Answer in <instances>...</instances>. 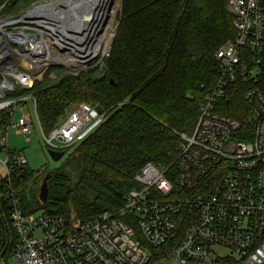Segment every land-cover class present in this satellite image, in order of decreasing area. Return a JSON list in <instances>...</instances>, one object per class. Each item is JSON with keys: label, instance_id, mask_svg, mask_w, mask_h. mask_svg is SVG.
Wrapping results in <instances>:
<instances>
[{"label": "built area", "instance_id": "built-area-1", "mask_svg": "<svg viewBox=\"0 0 264 264\" xmlns=\"http://www.w3.org/2000/svg\"><path fill=\"white\" fill-rule=\"evenodd\" d=\"M46 3L15 18L0 16V113L8 111L12 117L0 136V149L8 154L3 161L6 177L28 164L21 152L14 155L9 147L8 128L17 111L16 132L31 134L36 121L56 151L75 146L103 117L96 105L80 103L45 134L36 99L27 94L9 97L33 87L36 65L43 70L63 67L70 75L81 72L75 62L61 61L68 56L60 53L69 49L62 45L59 29H53L58 26L30 18ZM228 8L235 39L216 52L218 82L199 106L194 131L179 134L174 163H146L122 206L91 220L73 212L26 214L15 200L11 255L16 264H148L151 248L172 240L176 243L165 258L168 264L211 262L226 255L246 264H264V0H229ZM238 77L254 83L245 93L251 107L248 129L215 110ZM220 248L228 253H220ZM8 261L0 255V264Z\"/></svg>", "mask_w": 264, "mask_h": 264}, {"label": "trees", "instance_id": "trees-1", "mask_svg": "<svg viewBox=\"0 0 264 264\" xmlns=\"http://www.w3.org/2000/svg\"><path fill=\"white\" fill-rule=\"evenodd\" d=\"M42 1L0 0V16L18 17ZM228 1L122 0L120 21L100 72L90 68L77 75L59 72L51 77L46 70L32 88L9 94L36 99L45 134L80 103L101 106L104 119L64 151L61 164L51 170L45 204L39 192L47 169L24 165L0 178L2 257L12 253L15 243L11 217L15 200L26 214L73 212L91 220L122 206L146 163L162 167L174 163L179 134L194 131L199 106L218 82L221 67L216 52L235 39ZM253 84L238 77L216 104V112L248 129L251 107L245 93ZM11 119L8 111L0 113V136ZM175 243L151 248L148 264L168 258ZM210 264L246 263L226 255Z\"/></svg>", "mask_w": 264, "mask_h": 264}, {"label": "rangeland", "instance_id": "rangeland-1", "mask_svg": "<svg viewBox=\"0 0 264 264\" xmlns=\"http://www.w3.org/2000/svg\"><path fill=\"white\" fill-rule=\"evenodd\" d=\"M45 1L50 2L51 0H45ZM109 1L110 2H109L108 18L106 19L104 23L103 29L99 33L100 36L98 35V38L102 40L101 41L102 43L101 51L102 52H100V54L98 55L91 57V59L86 61L85 63H79L78 61L73 60V59H70L69 61L70 52L69 50H64L60 53L64 57L68 56L66 59H64V62H68V61L75 62L76 64H78V69H80L81 71H87L90 68L97 69L98 70L97 72H100L102 70L103 60L110 53L111 44L113 41L114 34L116 32L117 26L120 21V13L122 9V0H109ZM27 12L28 11H26L25 13L27 14ZM54 47L56 49L58 48V46H55V44H54ZM36 67L37 68H36V71H34L35 72L34 75H36L37 77L46 71V70H43L45 68L42 65L40 66L36 65ZM49 70L50 72L53 70V72H55L56 74L59 72H65L63 67H54L52 68V70L51 69ZM50 72H49V75H50ZM29 106H30V103H29ZM19 117H20V112L17 111L15 113V116L13 117L12 124L8 128L9 147L11 151L14 152V155L15 153L17 154L18 151L21 152V154H23L27 158V161H28L27 165L31 169H34V170L47 169L49 171V170H52L58 167L61 164V162L54 161L51 158L50 153H49L50 147L48 146V143L46 142L43 136V133L41 129L39 128V125L36 121H35V129L32 131L31 134L25 135V134H19L16 132V128L14 124L18 121ZM94 119L97 120L98 115L94 116ZM103 119H104V116L102 117V120ZM92 130H90L89 132H91ZM54 143H57V141L54 140ZM7 157H8L7 150L0 149V178L5 177L6 175V169L3 164V161ZM42 211L43 210H40V211L37 210L33 213H39ZM219 250H220V253L222 254L228 253V251L224 248H220ZM5 258L9 260L8 262L10 264H16L11 254L10 255L7 254ZM156 264H168V260L164 259V260L157 262ZM187 264H210V262L209 261H193V262H188Z\"/></svg>", "mask_w": 264, "mask_h": 264}, {"label": "bare ground", "instance_id": "bare-ground-1", "mask_svg": "<svg viewBox=\"0 0 264 264\" xmlns=\"http://www.w3.org/2000/svg\"><path fill=\"white\" fill-rule=\"evenodd\" d=\"M109 2V0H51L31 12L30 18H43L45 21H39L46 25L54 22L58 27L53 29H59L63 35L62 45L70 50L69 61L73 59L85 63L102 52V40L98 35L108 18ZM56 60L59 61L58 58ZM61 61L64 62V59Z\"/></svg>", "mask_w": 264, "mask_h": 264}, {"label": "water", "instance_id": "water-1", "mask_svg": "<svg viewBox=\"0 0 264 264\" xmlns=\"http://www.w3.org/2000/svg\"><path fill=\"white\" fill-rule=\"evenodd\" d=\"M46 2H48V1H46ZM95 110L99 114L103 113V108L101 106H99V105L95 106ZM49 153H50L51 158L54 161H59L65 154L64 151H56V150H53V149H50ZM52 176H53V171H51V170L48 171L46 173V175L44 176L41 184H40L39 200L43 204H45L47 202V199H48V195H49V185H48V183L51 180Z\"/></svg>", "mask_w": 264, "mask_h": 264}]
</instances>
